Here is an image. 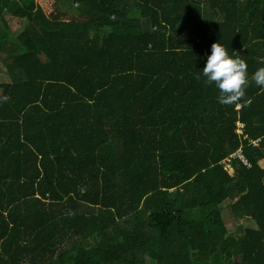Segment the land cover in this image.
I'll use <instances>...</instances> for the list:
<instances>
[{
  "label": "trees",
  "instance_id": "1",
  "mask_svg": "<svg viewBox=\"0 0 264 264\" xmlns=\"http://www.w3.org/2000/svg\"><path fill=\"white\" fill-rule=\"evenodd\" d=\"M72 2L0 0V264H264V88L199 76L264 66V0Z\"/></svg>",
  "mask_w": 264,
  "mask_h": 264
},
{
  "label": "clouds",
  "instance_id": "2",
  "mask_svg": "<svg viewBox=\"0 0 264 264\" xmlns=\"http://www.w3.org/2000/svg\"><path fill=\"white\" fill-rule=\"evenodd\" d=\"M199 76L204 78L205 84L215 86L218 90L217 102L222 105L238 101L245 94L250 81L264 88V66L257 68L249 76L245 59L226 47L222 38L211 44Z\"/></svg>",
  "mask_w": 264,
  "mask_h": 264
},
{
  "label": "rangeland",
  "instance_id": "3",
  "mask_svg": "<svg viewBox=\"0 0 264 264\" xmlns=\"http://www.w3.org/2000/svg\"><path fill=\"white\" fill-rule=\"evenodd\" d=\"M64 2L70 6L73 5L72 0H64ZM131 17L139 19L140 18L139 11H137V10L132 11ZM24 27H25V22L14 21L13 19H11V22H10L11 31H6L8 34L11 35V39L1 46L0 58L2 57L4 59H6L11 55L13 49L16 48L14 43H13V42H15L14 41L15 37H17L19 34H21L23 32ZM2 58L0 60V83H5V82L10 81V76L8 75V72L6 70V64L4 63V60L2 61ZM226 163H229V161H226ZM227 169H231V168H229L227 165ZM243 219L244 218H242V217L241 218L240 217L239 218L234 217V221L231 222V224L229 226L230 227V234L227 236H231L232 238L235 239V241H238L244 233L243 232L244 228H241L240 230L237 229V231H236V227L238 228V225H236L237 220L239 222H242Z\"/></svg>",
  "mask_w": 264,
  "mask_h": 264
},
{
  "label": "built area",
  "instance_id": "4",
  "mask_svg": "<svg viewBox=\"0 0 264 264\" xmlns=\"http://www.w3.org/2000/svg\"><path fill=\"white\" fill-rule=\"evenodd\" d=\"M238 126H239V127H243L242 124H238ZM231 158H238V159H240V160L242 161V163H243L244 165H248V162H247L246 159L243 157L241 150H239V151H237L235 154H233V155L231 156ZM227 161H229V163H230V160H229V159H227ZM229 163H226V162L224 163V162H223V165L225 166L226 169H227V165H228L229 168H231V166H230ZM228 170L230 171V173H232V168H231V169H228Z\"/></svg>",
  "mask_w": 264,
  "mask_h": 264
}]
</instances>
